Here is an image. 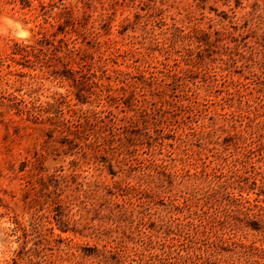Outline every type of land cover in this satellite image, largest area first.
<instances>
[{
	"label": "rangeland",
	"instance_id": "374dc122",
	"mask_svg": "<svg viewBox=\"0 0 264 264\" xmlns=\"http://www.w3.org/2000/svg\"><path fill=\"white\" fill-rule=\"evenodd\" d=\"M0 264H264V0H0Z\"/></svg>",
	"mask_w": 264,
	"mask_h": 264
}]
</instances>
